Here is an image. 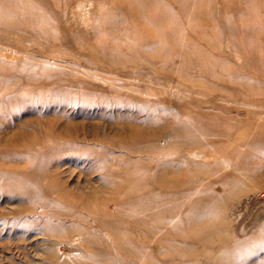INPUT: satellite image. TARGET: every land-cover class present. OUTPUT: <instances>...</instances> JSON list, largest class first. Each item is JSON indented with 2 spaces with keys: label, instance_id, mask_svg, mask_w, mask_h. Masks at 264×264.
Returning a JSON list of instances; mask_svg holds the SVG:
<instances>
[{
  "label": "rangeland",
  "instance_id": "374dc122",
  "mask_svg": "<svg viewBox=\"0 0 264 264\" xmlns=\"http://www.w3.org/2000/svg\"><path fill=\"white\" fill-rule=\"evenodd\" d=\"M0 264H264V0H0Z\"/></svg>",
  "mask_w": 264,
  "mask_h": 264
}]
</instances>
